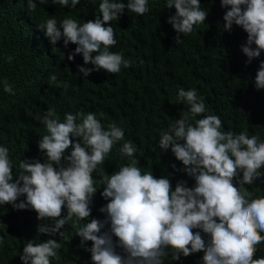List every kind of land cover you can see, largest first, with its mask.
Returning <instances> with one entry per match:
<instances>
[{"label":"clouds","instance_id":"clouds-1","mask_svg":"<svg viewBox=\"0 0 264 264\" xmlns=\"http://www.w3.org/2000/svg\"><path fill=\"white\" fill-rule=\"evenodd\" d=\"M47 2L27 0V8L35 11L37 3ZM52 3L75 8L80 0ZM219 6L226 9L223 31L236 25L246 33L240 51L247 57L245 64L250 63L264 50V0H219ZM164 7L175 9L166 23L176 33V44L183 42L181 34L204 24L208 14L199 0H165ZM125 10L143 16L150 11L149 0H98L99 15L92 20L81 23L65 17L58 22L53 15L38 27L50 45L61 40L64 47L75 45L67 59L78 54L85 66L91 65L78 66L81 79L98 70L116 74L130 67L131 61L122 52L110 50L117 40L109 22L117 21ZM49 80L54 82L56 76ZM0 84L4 93L15 94L7 80ZM255 86L264 88V59ZM175 103L187 105V110L160 133L158 147L171 150L183 166L180 171L193 179L192 187L178 181L173 190L168 176L142 172L131 141L120 147L129 162L111 175L104 173L98 182L93 173L102 172L100 166L113 145L123 141V128L115 122L103 126L94 112H68L61 119L55 109L48 108L39 118L45 132L37 142L43 162L20 160L16 174L9 149L0 145V206L34 211L41 221L37 232L48 236H63L60 229L71 222L81 246L91 242L86 248L91 264H164L168 257L172 264L197 252L203 253L200 264H264V257L253 259L256 246L264 242V196H254L245 187L264 176L260 171L264 169V139L247 130H222L218 115L201 116L207 109L196 88L179 87ZM97 183L107 201L98 209L104 218L89 220ZM60 247L51 238L28 241L19 259L21 264H51Z\"/></svg>","mask_w":264,"mask_h":264},{"label":"trees","instance_id":"trees-1","mask_svg":"<svg viewBox=\"0 0 264 264\" xmlns=\"http://www.w3.org/2000/svg\"><path fill=\"white\" fill-rule=\"evenodd\" d=\"M164 2L149 0L150 11L143 16L125 10L117 21L109 22L117 40L110 50L122 52L131 61L130 67L116 74L98 70L81 79L78 66H85L82 57L77 54L73 60L67 59L75 45L69 43L64 47L62 40L50 45L38 26L53 15L58 22L65 17L81 23L92 20L99 15L98 0L95 4L80 0L75 8L48 0L44 5L37 3L35 11L27 8V0H0V82L7 80L15 93H4L0 84V145L9 149L14 173L18 174L20 160L43 162L37 142L45 132L39 118L53 108L61 119L68 112H94L103 126L115 122L123 128V141L113 145L100 166L102 172L93 173L98 182L104 173L111 175L129 162L120 147L124 141H131L137 149L134 158L142 172L151 171L157 178L168 176L173 190L178 181L192 187L193 179L180 171L183 166L171 150L162 151L158 147L160 133L179 118L180 112L187 110V105L175 103L179 87L196 88L207 109L201 116L218 115L222 130L234 133L247 130L264 139V88L255 86L264 50L245 64L247 57L240 47L246 33L236 25L223 31L226 9L219 6V0H199L208 10L204 24L190 34H181L183 42L176 44V33L166 23L175 9H165ZM53 75L56 80L50 82ZM70 150L71 145L66 154ZM236 182L239 184L238 178ZM245 187L254 196H264V176ZM97 188L89 220L104 218L98 209L107 201L100 195L102 185L97 183ZM40 223L32 210H17L9 204L0 206V264H21L19 253L26 242L38 243L49 238L61 245L51 264H91L90 253L86 251L91 242L81 246L71 222L60 229L63 236L38 233ZM106 230L107 225L101 231ZM256 248L253 259L264 257V242ZM202 255V252L190 254L172 264H200ZM169 259L165 258L164 264H170Z\"/></svg>","mask_w":264,"mask_h":264},{"label":"bare ground","instance_id":"bare-ground-1","mask_svg":"<svg viewBox=\"0 0 264 264\" xmlns=\"http://www.w3.org/2000/svg\"><path fill=\"white\" fill-rule=\"evenodd\" d=\"M185 263V262H184Z\"/></svg>","mask_w":264,"mask_h":264}]
</instances>
